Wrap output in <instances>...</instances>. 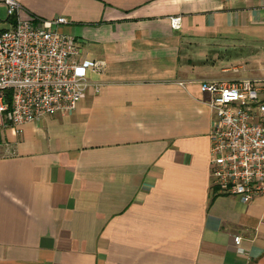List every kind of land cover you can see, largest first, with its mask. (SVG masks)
<instances>
[{
	"label": "crops",
	"instance_id": "obj_1",
	"mask_svg": "<svg viewBox=\"0 0 264 264\" xmlns=\"http://www.w3.org/2000/svg\"><path fill=\"white\" fill-rule=\"evenodd\" d=\"M16 1L102 69L73 113L0 122V264H264V197L212 186L200 89L264 78L230 68L264 57V0Z\"/></svg>",
	"mask_w": 264,
	"mask_h": 264
},
{
	"label": "built area",
	"instance_id": "obj_2",
	"mask_svg": "<svg viewBox=\"0 0 264 264\" xmlns=\"http://www.w3.org/2000/svg\"><path fill=\"white\" fill-rule=\"evenodd\" d=\"M6 17L3 18L1 10ZM182 18H171L174 29ZM65 17L43 20L16 0H0V122L18 133L26 123L70 114L87 96L90 72L102 65L80 62V45L61 28ZM212 186L249 204L264 197V78L208 81ZM242 242L235 238V244Z\"/></svg>",
	"mask_w": 264,
	"mask_h": 264
},
{
	"label": "rangeland",
	"instance_id": "obj_3",
	"mask_svg": "<svg viewBox=\"0 0 264 264\" xmlns=\"http://www.w3.org/2000/svg\"><path fill=\"white\" fill-rule=\"evenodd\" d=\"M1 14L3 18L6 17V13L4 9L1 10ZM263 64H264V57H260V58L246 57L243 59H239L238 61L231 64L230 68L233 71V73L236 75L245 73V75L252 74L258 76H264V72H262ZM237 77H241V75Z\"/></svg>",
	"mask_w": 264,
	"mask_h": 264
}]
</instances>
